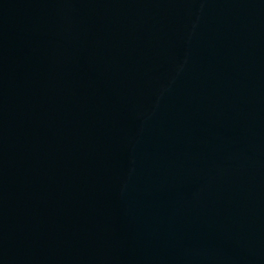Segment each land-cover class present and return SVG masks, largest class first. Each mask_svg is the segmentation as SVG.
Masks as SVG:
<instances>
[{
	"label": "water",
	"instance_id": "95a60500",
	"mask_svg": "<svg viewBox=\"0 0 264 264\" xmlns=\"http://www.w3.org/2000/svg\"><path fill=\"white\" fill-rule=\"evenodd\" d=\"M0 264H264V0H0Z\"/></svg>",
	"mask_w": 264,
	"mask_h": 264
}]
</instances>
